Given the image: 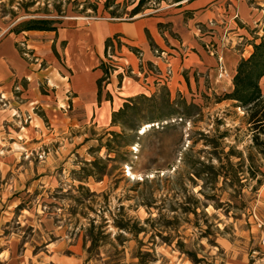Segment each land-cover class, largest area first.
I'll list each match as a JSON object with an SVG mask.
<instances>
[{
    "label": "rangeland",
    "instance_id": "1",
    "mask_svg": "<svg viewBox=\"0 0 264 264\" xmlns=\"http://www.w3.org/2000/svg\"><path fill=\"white\" fill-rule=\"evenodd\" d=\"M187 1L0 0V38L43 26L38 19L56 28L112 10L129 19L139 4L134 16H165ZM246 2L247 29L262 38L264 0ZM108 51L121 57L114 42ZM232 81L155 84L120 97L107 123L103 112H36L43 129L30 144L0 145V264H263L264 145L254 144L245 108L225 98ZM103 85L100 97L113 101L118 93Z\"/></svg>",
    "mask_w": 264,
    "mask_h": 264
},
{
    "label": "crops",
    "instance_id": "2",
    "mask_svg": "<svg viewBox=\"0 0 264 264\" xmlns=\"http://www.w3.org/2000/svg\"><path fill=\"white\" fill-rule=\"evenodd\" d=\"M183 9L165 16L101 17L83 24L71 20L53 31H8L0 38V145L30 144L28 134L43 129L37 128L36 112H80L84 118L103 112L107 123L120 97L145 92L155 84L184 87L190 80L196 84V77L219 86L231 83L238 62L261 37L255 39L247 29L254 21L250 5L246 0H188ZM115 34L126 42L117 46L113 39L119 58L105 53L106 39ZM18 43L32 52L34 60L24 58ZM111 58L117 65L105 76L101 63L106 66L104 61ZM103 77L106 93H118L113 101L98 94ZM16 115L30 120L16 125ZM61 121L59 127L66 128ZM36 140L39 144L43 139Z\"/></svg>",
    "mask_w": 264,
    "mask_h": 264
},
{
    "label": "trees",
    "instance_id": "3",
    "mask_svg": "<svg viewBox=\"0 0 264 264\" xmlns=\"http://www.w3.org/2000/svg\"><path fill=\"white\" fill-rule=\"evenodd\" d=\"M86 1V0H85ZM180 1V0H177ZM178 3L177 6H180ZM106 2V7H107ZM139 5L135 6L130 11V16L133 17L139 12ZM95 11V6L90 7ZM58 9V10H57ZM59 6H56V12L60 14ZM111 17L121 18V13L116 10L109 11ZM51 19H38L33 20L32 23H39L43 26L32 25L27 29L34 30H56ZM49 24V25H48ZM113 39L116 40L117 46L121 45L120 34H115L112 38L109 37L105 41V53L107 54L108 48L112 45ZM105 76L108 75L110 65L104 66L101 63ZM264 75V36L260 38L258 43L252 44V51L246 58H241L236 66V72L233 76V89L230 93L225 94V98L236 101L237 104L244 107L247 113V121L251 124L253 131V142L259 147L264 145V92L259 86V80ZM98 81V94L100 93L101 81ZM263 135V138H260ZM264 149L261 148V151Z\"/></svg>",
    "mask_w": 264,
    "mask_h": 264
},
{
    "label": "bare ground",
    "instance_id": "4",
    "mask_svg": "<svg viewBox=\"0 0 264 264\" xmlns=\"http://www.w3.org/2000/svg\"><path fill=\"white\" fill-rule=\"evenodd\" d=\"M150 126V123L149 124H146L145 126H144V128L142 129V133H144L145 131H146V128H148L149 126ZM134 149L136 150V147H134ZM127 175H130L132 178H135L136 177V174H134L133 172H131V171H129L128 170V174Z\"/></svg>",
    "mask_w": 264,
    "mask_h": 264
},
{
    "label": "built area",
    "instance_id": "5",
    "mask_svg": "<svg viewBox=\"0 0 264 264\" xmlns=\"http://www.w3.org/2000/svg\"><path fill=\"white\" fill-rule=\"evenodd\" d=\"M218 61H219V63H220V60H218ZM219 70L222 71V65L219 66Z\"/></svg>",
    "mask_w": 264,
    "mask_h": 264
}]
</instances>
